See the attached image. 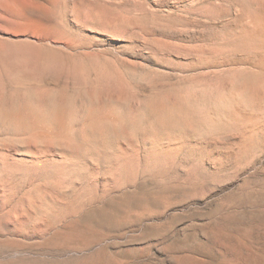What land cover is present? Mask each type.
Returning <instances> with one entry per match:
<instances>
[{
  "label": "rangeland",
  "instance_id": "obj_1",
  "mask_svg": "<svg viewBox=\"0 0 264 264\" xmlns=\"http://www.w3.org/2000/svg\"><path fill=\"white\" fill-rule=\"evenodd\" d=\"M22 1L36 12L30 15L35 21L3 17L6 8L0 7V102L13 95L22 99L23 90L30 95L28 87L42 99L56 91L71 107L85 104L88 97L110 103L112 115H135L136 125L125 127L129 134L105 141L109 158L99 148L89 162L83 159L76 176L81 178L67 176L61 190L52 184L53 174L62 171L67 152L58 151L50 139L37 144L19 132L14 137L20 143L6 142L0 131V243L15 245L0 251V263L68 260L42 251L44 237L65 219L82 218L103 196L130 185L143 189H138L143 200L174 198L175 205L162 215L165 207L159 206L162 217L153 220L158 225L174 217L171 231L149 242L139 240L133 248L93 245L85 255L127 250L121 257L125 264H251L252 259L264 264V84L257 81L264 79V0ZM158 95L174 105L173 115L180 120L185 116L177 104L193 108L195 121L185 129L158 130L162 136L156 138L159 133L147 125L157 117L143 105ZM70 114L66 122L73 125ZM145 138L154 142L148 145ZM104 158L116 160L110 164ZM39 199L47 201L49 214L35 209ZM214 228L221 230L218 237L211 233ZM169 245L194 248V260H184V251L173 254Z\"/></svg>",
  "mask_w": 264,
  "mask_h": 264
},
{
  "label": "bare ground",
  "instance_id": "obj_2",
  "mask_svg": "<svg viewBox=\"0 0 264 264\" xmlns=\"http://www.w3.org/2000/svg\"><path fill=\"white\" fill-rule=\"evenodd\" d=\"M263 3H264V1H263ZM1 6L2 7L4 6L6 8L5 9L6 11H4L6 13V15H2L3 17L11 18L13 20H15V19L18 20L19 19V21L20 20L23 21V20L27 19L28 17H31L30 15H32V12L34 11V10L33 11L30 10L22 0H18V1H15V2H13V1L9 2L8 0H0V7ZM38 12L40 13L41 11H38ZM33 13H36V12L34 11ZM39 13H37V14H39ZM42 13L43 12H41L40 14H42ZM1 14H3V13H1ZM33 19L34 18H32V20L30 19V21H35ZM5 20H6V18H5ZM255 20H258V19H255ZM6 22H7V24L8 23L10 24V22L5 21V23ZM259 22L261 23V21H259ZM259 22H257V23L259 24ZM11 24H13V23H11ZM38 24L41 26L40 23H38ZM258 24H257V26H258ZM21 26H22L21 28L25 29V23L21 22ZM30 26L33 27V25H30ZM33 28H35V26ZM44 28H45V25H44ZM44 28L42 27L41 29H44ZM46 28L44 30L47 31ZM10 29L8 28L6 30L10 31ZM36 29H38V28H36ZM41 29H39V30H41ZM15 30H14V27H13L12 32L15 31ZM28 30H29V28H28ZM26 31H27V28H26ZM28 32H26V33H28ZM35 32H37V31H35ZM17 33L18 34H23V32H14V35L17 34ZM26 33L24 32V34H26ZM33 34L34 33L32 32V36H34L37 33H35L34 35ZM37 36H38V34H37ZM39 37H41V36L39 35ZM257 81L262 82L264 84V79L263 78L262 79H258ZM32 82H30L29 85H31ZM26 83H25V85H27ZM22 86H24V84H22ZM28 88L32 89V87H28ZM31 89H30V91L32 93L30 92L31 93L30 95H29L28 90H27L28 93L24 92V90H23V95H25V96H22V97L23 98L26 97V99L24 98L25 100L23 98L20 99L21 98L20 95H16L14 93L16 95V96H14L13 94H11L12 92L9 91L10 95H13V98L6 97V99H3L1 101L2 103L0 102V131L3 132L4 136L3 135L2 136L4 137L6 142L7 141L16 142L19 138L17 137L18 139H15L14 136H15V134H18V132H19L21 134L22 133L23 134H30L31 136H33V139L36 141L35 143H37V144L38 143H43L45 141H48V139H50L51 142L53 143L54 147L56 149H58V151L59 150H63L64 153L67 152V154H66L67 156L65 155L66 158L68 157L67 160H66L67 162H65L64 166H63V164H61L63 166V169H61L62 171H60V173L58 175L56 173L53 174L54 175L53 178H56L55 179L56 181L54 180L55 182L53 181V183H52L55 188L56 187L59 188V186L61 185L62 180H64L67 176H69V177L71 176L72 177L73 175H75L72 178L80 179L81 177L79 178V177H76V176L77 175L80 176L79 172H81V169H82V167H80L82 165V163H83L82 160L87 158V160L89 162V158H91L95 154V152H97V149H99V148L105 149L106 153H107V156L105 154L104 155H105V157L109 158V156H108V154L110 153L109 150H108L109 149V146H108L109 144L107 145L106 142L110 138H112V140H114L113 138L114 137L116 138L117 134H120V135L123 134L127 130L125 128L127 125H128L127 128L129 126H135L136 125V117H134L135 115L134 116L125 115V116H118V117L112 115L111 114L112 106L108 105L110 103L105 104V105L104 104L101 105V104H98V102L96 100H94L93 98H90V97L87 98V96H86L87 99H85V100L87 102L85 104L83 103V105H81V106H79L80 104L77 105V106L73 105V107H71L68 104L64 103L63 99L61 100V98H62L61 95L58 92H56V91H53L52 95L50 93L51 97H50L49 94L46 95V96H49L50 98H46L45 97V99H42L43 97L40 98L37 91H36L37 92L36 93V92H34L35 90L32 91ZM6 93L7 92H5V94ZM31 95H33V96H31ZM40 95H42V94H40ZM18 96H20V98H18ZM10 97H12V96H10ZM158 97H159V95H158ZM146 101H145L146 103H144V105H143V110L144 111L145 110L146 111H151V112L155 113V115L157 117V120L156 121L154 120L153 124L150 123L151 124L150 126H149V124L147 125L149 128H151V130H156L155 132H158V130L160 131L161 129L162 130L163 129H168L170 131V130H172L175 127L179 128L180 126L183 128L184 125L192 124L195 121L194 119H195L196 116H195V114L193 115V112H194V111H192L193 108L191 109L187 105H184V106L180 107V105L177 104V106H179L178 108L182 109L183 114L185 116V120H180V119L177 118V116L173 115V112H175L174 111V105L170 104V102H167L168 100H166V98H160V97L157 98V96H155L154 98H151V99L146 100ZM172 102L174 103V101H172ZM175 106H176V104H175ZM198 111H200V110H198ZM69 113L74 115L73 117H74L75 123H72L73 119H72V121H70L73 125H68V123L66 122V117H67V115ZM204 114L207 115V113H204ZM154 119H155V117H154ZM138 124L140 125L142 123H138ZM200 126H201V124H200ZM185 128H183V129H185ZM128 130L131 131V127ZM148 130H150V129H148ZM162 130H161V132H162ZM164 131L165 130H163V132ZM140 132L142 133V131H140ZM140 132H138V133H140ZM143 132L148 133L149 131L147 132V129H146V131L144 129ZM158 133H159L158 136L156 134V138L159 137V135L161 134L160 132H158ZM126 134H129V133H126ZM149 134H151V133L149 132ZM149 134H148V137H151V135L149 136ZM153 134H154V132H152V135ZM133 135H134V133H133ZM136 135H138V134H136ZM164 135H166V134H164ZM160 136H162V134ZM25 137H27V136H25ZM160 138L161 137H159L158 139H160ZM148 139L149 138H147V139L145 138V140H147V141H148ZM19 140H18V142H19ZM151 141H153V140L151 139ZM151 141L150 140L148 141V145H149V143ZM98 142H99V144H97ZM110 142H112V141H110ZM108 143H109V141H108ZM111 147L113 148V146L110 145V149H111ZM113 153H114V151H113ZM98 155H99V153H98ZM104 155L102 154L101 156L104 157ZM110 155H113V154L111 153ZM114 155H115V153H114ZM96 157H98V156H96ZM117 157H118V155H117ZM98 159L99 160H103V159H100V156H99ZM117 159H119V158H117ZM154 159H157V157L154 158ZM110 160H111V158H110ZM112 160L111 161H107V159L104 158V161L109 162V163L112 162ZM115 160L116 159L114 158L113 161L115 162ZM119 161H120V159L118 160V163H119ZM84 162H86V161H84ZM98 162H100V161H98ZM102 164H104V163H102ZM110 164H113V163H110ZM122 164H123V162H122ZM122 164H119V165L121 166ZM83 165H84V163H83ZM119 165H117V166H119ZM151 166H153V164ZM106 169H108V168H106ZM51 171H54V170H51ZM121 171H122V169H121ZM67 181H73V180L69 179ZM139 182L141 183V181H139ZM52 184H51V186H52ZM136 184H137V182H136ZM60 187H62V186H60ZM126 187L121 189V190H119V191H117V192H115V193H113V194H110L109 196L108 195L106 197L103 196V199H102L101 203L99 202L98 203L99 205L96 203L97 206H95V207L92 206L89 209L87 208L88 210L85 211L82 214V218H76V217H70L69 216L70 218H67V220L65 219V221L63 223H61L60 226H58L53 231H51L52 233L47 234V235H49L47 238L44 237V239H46L45 241L42 242L43 239L40 241V242H42L40 244V248H42L41 249L42 251L47 252V253H51V254H54V255H58V256L67 255L68 256L67 257L68 260L66 259L63 262H51V261H45L43 259L36 260L35 258H33V259L29 258V260H27L26 262H20L19 260L15 259V260H12L11 262H8L6 264H125L123 262V260L121 259V257H123L122 256L123 253H125L127 250H122V251H119L118 253L116 252V254L114 256H111V255L110 256H108V255L106 256V254H104L102 250H97L94 253L92 252L91 255H85L86 253L84 254V252L89 247H93V245L94 246L95 245H102V243H103V245H104V243H108L109 245H112V246H115V247H119V248L122 247V246H125V247L128 246V248L130 246V247L133 248L134 246H136V244L138 243L139 240H143V241H148L149 242V241H151L153 239L155 240V238H158L160 236H165L166 234H168L169 231H171L170 229H171V227H173L172 225L174 224V219H173L174 217L173 218L171 217L172 220H168L169 222L165 221V222H163L161 224L158 222L159 223L158 225L153 223L154 222L153 220L156 217H159V215H160V211L159 210H162L161 208L158 209L159 206L162 207L164 205V207H165L164 208L165 210H163V212H161V215H162V213H166L168 208L174 203L173 202L174 198H170L171 195L170 196L169 195H167V196L160 195V196L163 197L161 201L143 200L144 197H143V199H140L139 196H138V189L139 188L141 189V187L138 188V186L137 187H133V186H130V185H128L127 188ZM59 189L61 190V188H59ZM158 189H160V188H158ZM141 190H143V189H141ZM115 191H116V189H115ZM142 192L143 191H141V193ZM35 193H37V192H35ZM166 194H169V192L166 193ZM40 196H38V197L41 199L42 197H40ZM181 196H182V194H181ZM155 197H157V196H155ZM174 197H175V195H174ZM29 201H31V200H29ZM40 201L42 202V200H40ZM45 202L47 203V201H45ZM45 202L43 201L40 205L34 204L36 206L35 209L39 210L40 213L49 214L50 211H51V210L50 211L48 210L50 208V206L48 208V206L45 204ZM50 203H51L50 205H52L54 202H50ZM48 205H49V203H48ZM91 205H94V204H91ZM174 205H175V203H174ZM250 205H254V203L251 202ZM37 207H38V209H37ZM51 208H52V211H53V205H52ZM257 208H259V207H257ZM36 213H37V211H36ZM52 213L53 212H51V216H53ZM211 214L212 213L209 214V217H210ZM79 215H81V214H79ZM193 216H191V217H193ZM211 216L214 217L215 215L214 216L211 215ZM160 217H162V216H160ZM212 217H211V219H212ZM260 218H262V217H260ZM258 220H260V219L258 218ZM223 222H224V220H223ZM209 224H206V225L209 226ZM212 224H214V221L212 222ZM142 225H147L148 228L143 230V227H141ZM203 226H204V224H203ZM216 226H218V224ZM133 228H134V230L132 231ZM199 228L201 229V226ZM208 229H209V227H208ZM218 229H220V226H219ZM218 229L214 228V229L211 230V231H213L211 233L213 234L214 237H216L221 232V230H218ZM130 231H132V232H130ZM133 232H134V234H132ZM208 232H210V231H208ZM207 236H208V233H207ZM213 236H211V238H213ZM8 240H10V238ZM163 241L164 240H162V242ZM13 243L14 242H12V241H10L9 245H7V243H0V251L6 250V248H15V245ZM33 243H35V242H33ZM37 244H38V242H37ZM183 244H182V246H183ZM170 246L171 245L168 246V249L173 254L176 253V252H180V251L183 253V251H184V254L181 255V257L184 260H188V261L194 260L192 255H191L193 253V249L194 248H192L190 250L189 248H186V247L185 248L184 247H180V245H179V247H175V246H171L170 247ZM195 247H196V245H195ZM26 249H27V247H26ZM28 249H29V247H28ZM199 249H200V247H199ZM25 250H23V256L26 255L24 253ZM35 250H37V249H35ZM92 250H93V248H92ZM11 251H13V250H11ZM16 251H17V249H16ZM10 252H9V254H12ZM17 252L19 253V252H22V251H17ZM14 253L17 254L16 252H14ZM27 253L30 254V251L29 252L27 251ZM31 254H32V252H31ZM33 255L35 256L36 254H33ZM40 256H41V254H40ZM47 257L50 258L49 256H47ZM173 257L178 260L177 254L174 255ZM9 259H11V258H9ZM253 260L254 259H252L251 264H259L257 261H253ZM0 264H2V263H0Z\"/></svg>",
  "mask_w": 264,
  "mask_h": 264
}]
</instances>
